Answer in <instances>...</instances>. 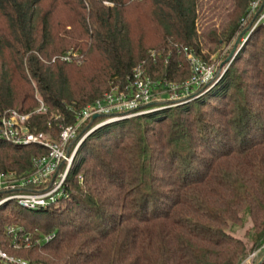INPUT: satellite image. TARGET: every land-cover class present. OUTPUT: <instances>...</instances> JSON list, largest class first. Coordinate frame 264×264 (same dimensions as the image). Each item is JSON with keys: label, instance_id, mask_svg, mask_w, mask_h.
I'll return each instance as SVG.
<instances>
[{"label": "trees", "instance_id": "16d2710c", "mask_svg": "<svg viewBox=\"0 0 264 264\" xmlns=\"http://www.w3.org/2000/svg\"><path fill=\"white\" fill-rule=\"evenodd\" d=\"M226 1L220 28L200 31L201 0H0V119L32 114L30 128L56 139L139 67L157 85L186 82V50L208 64L243 31L253 0ZM46 154L0 138V171L29 173ZM66 194L58 207L0 209V231L33 236L14 250L0 233L2 249L36 264H241L251 249L240 229L251 224L252 247L264 244V27L213 92L88 136Z\"/></svg>", "mask_w": 264, "mask_h": 264}, {"label": "built area", "instance_id": "2783aa9c", "mask_svg": "<svg viewBox=\"0 0 264 264\" xmlns=\"http://www.w3.org/2000/svg\"><path fill=\"white\" fill-rule=\"evenodd\" d=\"M242 25L248 26L246 39L258 27H264V0H253L250 3ZM186 53L191 63L192 76L182 85L174 86V90L181 88L189 94L213 82L217 72L215 66L202 62L192 52L186 50ZM155 87V82L146 75L144 69L140 67L135 69L124 87L113 86L101 99L78 112L75 123L61 127L56 139L30 128L32 114H24L17 110L5 112L0 119V138L13 145L44 147L47 154L33 159V168L29 173L20 175L15 171H0V209L9 205L30 211L58 207L67 198L68 176L86 138L108 124L150 113L151 107L148 106L154 101ZM183 91H179V94L183 95ZM39 102L40 108L36 113L47 112L45 104ZM95 116L99 118L94 120ZM5 234L10 241V247L14 250L28 249L32 245V234L21 227L8 225ZM52 238L43 236L36 240V243H47ZM0 264L36 263L18 258L0 246Z\"/></svg>", "mask_w": 264, "mask_h": 264}, {"label": "rangeland", "instance_id": "374dc122", "mask_svg": "<svg viewBox=\"0 0 264 264\" xmlns=\"http://www.w3.org/2000/svg\"><path fill=\"white\" fill-rule=\"evenodd\" d=\"M227 4L228 3L226 0H201L200 7H199V19L197 21L200 31H202L203 26L205 27L206 25H210V24L214 25L216 28H220V24H222V22L224 21V17L226 14V8L228 6ZM248 9L246 11V14L248 12ZM245 16L239 20V24L243 28L244 32L246 31V28L248 27V26L243 27L242 25V20L245 18ZM1 24H2V20L0 16V26ZM148 24L149 23L144 24L142 31L145 32L144 36L146 39L145 40L146 44L150 46V45H153L157 41V37L155 35V30H151V28L148 27L149 26ZM140 28L141 27L139 25V28H137L139 32H141ZM243 31L237 34L235 39L230 44L225 45L222 48L223 51L221 53L209 55L208 51H204L205 54L208 53L207 54L209 57L208 65L215 66L216 72H217L216 79H214V81L211 82L210 84L204 86L201 89H195L191 91L189 94H187L180 87H179L180 89L174 90L175 89L174 86L183 84L181 82L173 83V84H167L166 82H163V83L159 82L161 85H157L155 82V84L157 85L153 90V95H154L153 103H155V105L151 107L150 113H155L158 111L167 110V109L175 108V107L182 106L185 104H189L190 102L198 100L202 96H205L213 92L218 86V84L220 83V81L222 80L227 70L231 67L232 62L241 53L245 43L247 42L248 38L247 39L246 37L243 38L244 37L243 36L240 41L237 51L235 52L231 60L227 62V60L230 58L232 54V51L234 49V46L237 40L241 37V35L244 34ZM179 91L180 92L183 91V95L179 94ZM44 134L48 136L49 133H44ZM48 137L52 138V136H48ZM11 207H13V205L8 206V208H11ZM251 226H252L251 224H247L244 228L240 229L236 233V236L242 239L248 245L249 250L251 249L248 257L241 264H260L264 260V244L260 247L253 248L252 247L253 245L251 243V238L247 236V233L251 229ZM3 232L5 231L4 230L0 231V233H3ZM1 240H2V236H0V242ZM18 258H21V257H18ZM22 259H25V258H22Z\"/></svg>", "mask_w": 264, "mask_h": 264}, {"label": "water", "instance_id": "95a60500", "mask_svg": "<svg viewBox=\"0 0 264 264\" xmlns=\"http://www.w3.org/2000/svg\"><path fill=\"white\" fill-rule=\"evenodd\" d=\"M243 35H244V34H243ZM243 35H241V37L237 40V42H236V44H235V46H234V49H233V51H232V54H231L230 58L227 60V62H229V61L231 60V58L233 57V55H234L235 52L237 51V49H238V47H239V44H240V41H241ZM97 118H99V116H95V117H94V120L97 119Z\"/></svg>", "mask_w": 264, "mask_h": 264}]
</instances>
